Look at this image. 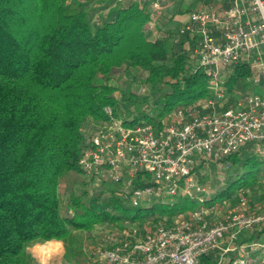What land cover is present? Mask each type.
Returning <instances> with one entry per match:
<instances>
[{
    "label": "trees",
    "instance_id": "1",
    "mask_svg": "<svg viewBox=\"0 0 264 264\" xmlns=\"http://www.w3.org/2000/svg\"><path fill=\"white\" fill-rule=\"evenodd\" d=\"M92 10L81 0H0V264H36L28 247L51 240L65 243L67 260H79L82 253L70 241L74 231L151 217L171 219L198 206L197 200L179 198L170 205L135 207L107 182L102 193H110L91 199L99 200L96 206L90 205L86 190L62 200V179L83 173L79 159L86 124L105 119L106 106L134 122H151L210 92L207 74L188 68L180 45L170 46L167 36L147 38L151 13L144 6L118 5L114 20L96 26ZM123 68L145 71L153 90L167 84L162 105L151 112L121 111V103L147 99L140 101L131 83L128 93L117 96L113 76ZM248 73L239 69L237 76ZM236 82L232 78L231 86ZM248 154L229 156L227 175L207 204L233 197L262 174V161Z\"/></svg>",
    "mask_w": 264,
    "mask_h": 264
},
{
    "label": "built area",
    "instance_id": "2",
    "mask_svg": "<svg viewBox=\"0 0 264 264\" xmlns=\"http://www.w3.org/2000/svg\"><path fill=\"white\" fill-rule=\"evenodd\" d=\"M152 6L161 8L158 0ZM173 41L191 71H205L209 95L151 122H134L106 106V118L93 120L96 128L86 137L79 166L91 195L107 182L135 207L179 198L197 200L198 206L171 219L126 223L110 247L96 250L93 264L252 262L237 255L238 239L264 223V211L249 212L243 187L235 205L230 198L207 204L214 197L208 198L201 172L212 164L228 169L236 153L264 156V92L255 90L264 81V0H231L222 11L192 10ZM243 68L249 70L245 78L237 76ZM221 206L228 209L217 217Z\"/></svg>",
    "mask_w": 264,
    "mask_h": 264
},
{
    "label": "rangeland",
    "instance_id": "3",
    "mask_svg": "<svg viewBox=\"0 0 264 264\" xmlns=\"http://www.w3.org/2000/svg\"><path fill=\"white\" fill-rule=\"evenodd\" d=\"M92 15L93 14H91V16ZM95 22L96 21L93 20L92 23L95 25ZM146 77L147 73L143 70H125L124 68L123 70H119V72L113 76L112 83L119 86V91L117 92V96L119 98H122L123 92H129L131 84L134 91H136V93L139 95L140 101H142V98L144 97L147 98L145 101H142L139 104H132L126 102L121 103V111L125 112L126 114L129 112H131L132 114H136L139 113L142 109L151 112L162 105L163 96L170 90V87L167 84H161L158 85L155 90H153L150 85L145 82ZM140 88L144 89L142 93H139ZM94 127L95 125L93 124V120L87 122L86 127L84 129L86 137L92 132ZM242 154L244 156L249 155L246 152H243ZM226 175L227 168H224L223 165L220 164H212L207 170H202L201 182L209 190V199L211 197L216 196V192L217 190H219L222 184V180L225 179ZM261 177L262 174L256 180H251L250 183L243 187L245 190H248L246 191L248 195L253 197L255 196L257 200L261 199L262 196H264V182L262 181ZM102 188V185L99 186L97 189H95V194L91 195L90 189H92V187L86 177L83 175V173L79 174L77 172H74L66 175L65 178L62 179L60 185V195L62 200L66 203L68 202L71 192H76L79 194L82 193L83 190H86L88 192L87 197L90 205L91 202H93V206H96L99 204V200L97 203V201H91L92 198L97 196L101 198L105 194L110 193L109 189L105 190L104 193H102ZM108 188L116 190V186L110 183H108ZM216 201L218 203H222L223 200L219 198ZM64 211L67 212V214L69 215L73 214V211H66L65 209ZM150 220L155 221L152 217L139 221L146 222ZM126 223L118 226L114 224L103 223L97 225L91 232L74 231L72 233L70 241H74L77 245L76 249L81 251L82 253V258H79V260H77L76 258L72 260L66 259L65 243H63V245L62 243H60V245H57L56 242H37L30 245L28 247V250L37 259L36 264H93V257L95 255L96 250L98 248L110 247L116 241V238L120 237V234L118 232H120L121 229L124 228ZM62 246H64V248Z\"/></svg>",
    "mask_w": 264,
    "mask_h": 264
},
{
    "label": "crops",
    "instance_id": "4",
    "mask_svg": "<svg viewBox=\"0 0 264 264\" xmlns=\"http://www.w3.org/2000/svg\"><path fill=\"white\" fill-rule=\"evenodd\" d=\"M90 2L89 6L93 7L90 12L92 21L95 20V24H100L106 19L114 20L117 17L116 7L129 6L133 3H139L144 6L148 12L155 11L152 2L155 0H81ZM161 4V8L154 12L153 17L147 23L145 33L147 38L155 40L160 36L168 37V44L171 46L174 43L175 34L179 26L188 19V13L192 10L201 8L213 9L222 11L227 8L231 0H158ZM182 40V38H180ZM246 85L243 84L242 88ZM255 90L264 92V81L261 86L255 87ZM262 161V181L264 182V156H258ZM250 183V182H249ZM240 190V189H239ZM248 190H245V192ZM238 192V191H237ZM249 199L248 210L251 213L264 211V196L257 200L254 196L247 194ZM264 195V191H263ZM212 198V197H211ZM238 202L237 193L230 198V204L235 205ZM228 207L221 206V211L217 217H223L226 214ZM51 240L46 243H55ZM62 243L63 241H56ZM238 251L237 255H247L252 260L251 264H264V223L256 225L253 229L246 231L238 239ZM64 248V246H62ZM62 251V250H61Z\"/></svg>",
    "mask_w": 264,
    "mask_h": 264
}]
</instances>
